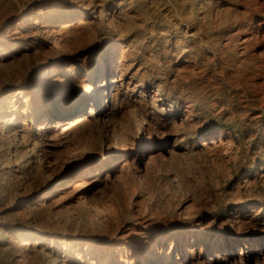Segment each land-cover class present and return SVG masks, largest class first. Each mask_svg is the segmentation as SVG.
<instances>
[{
  "label": "rangeland",
  "instance_id": "obj_1",
  "mask_svg": "<svg viewBox=\"0 0 264 264\" xmlns=\"http://www.w3.org/2000/svg\"><path fill=\"white\" fill-rule=\"evenodd\" d=\"M71 11L84 15L69 25L56 18L58 44L43 38L41 25ZM11 37L19 46L8 45ZM245 37L259 39L249 44ZM113 41L125 44L121 50L132 64L126 80L133 84L123 85L124 102L106 125L97 117L93 144L109 155L112 139L128 152L115 168L108 159L90 200L72 198L71 208L63 202L24 213V194L59 180L47 177L44 167L8 170L16 164L14 150L22 148L18 140L0 149V264H59L64 250L58 255L52 245L60 242L72 258L88 245L87 251L100 247V258L106 254L113 262L121 247L129 262L149 264L148 251L166 249L176 230L183 242L193 233L203 236L191 264H241L234 258L242 246L245 264H256L246 214L264 218V0H0V101L18 66L32 65L33 79L55 61L83 73ZM188 44L200 46L203 59L186 62L193 53L181 48ZM134 84L143 89L140 97L133 95ZM221 130L230 141L225 152L202 145ZM140 134L155 143V159L147 165L136 155ZM15 230L45 239L21 249L11 240ZM75 232L79 241L68 243ZM219 234L234 238V253L231 240L229 250H215ZM173 262H179L176 252Z\"/></svg>",
  "mask_w": 264,
  "mask_h": 264
},
{
  "label": "bare ground",
  "instance_id": "obj_2",
  "mask_svg": "<svg viewBox=\"0 0 264 264\" xmlns=\"http://www.w3.org/2000/svg\"><path fill=\"white\" fill-rule=\"evenodd\" d=\"M81 15L84 14L79 11H71L58 17L49 18L40 27L43 38L54 45L58 44V33L61 31L54 28L56 18L67 23L68 20L79 19L78 17ZM29 17L31 18V16ZM35 23V27L38 28L36 26L38 22L36 21ZM257 39L259 38L245 37L244 41L250 44L252 40L257 41ZM16 40V37H11L8 40V45L12 47L19 46L15 42ZM124 45L120 41L107 43L108 51L103 52L102 59L94 61L91 65H84L83 73H78L76 66L55 61L48 66L41 67L37 78L33 79L29 73L33 66L28 64L22 67L20 65L17 68L15 78L4 88L5 92L0 101V149L8 148L9 144L11 145L17 140L22 144L20 151L14 150L16 164L9 165L8 170L35 173L39 172L41 169L39 167H44L46 168V174H48L47 177L52 175L55 180H59L54 181L52 184L43 182L24 194L25 201L22 202V212L26 213L38 206L47 207L63 202H66V206L70 207L71 203L68 201L72 198H75V200L83 199V201L88 199L91 192L97 189L101 176L105 173L104 165L108 159H111L110 161L115 168L117 163L113 162L128 152L119 145L120 143L112 141V139L107 144L109 155L107 152L102 153L93 144V137L99 126L97 117L101 116L104 123L105 121L108 122L116 114L118 107L123 104L125 99L122 97V89L127 82V72L132 64L128 62L129 54L126 49L123 48L121 50ZM181 50H191L193 53L186 56V59H188L185 60L186 62H190L193 59L194 62H197L199 59H203L204 55L200 53V46L188 44L183 46ZM119 54L120 56H118ZM137 70L139 72V68ZM85 71L89 73L88 76ZM97 77L98 81L93 83V88H91L89 82ZM131 81L132 78L128 80V85L129 83L130 85L133 84ZM131 90L133 95L137 97H140L143 92L140 84H134ZM159 98L152 95V102L159 101ZM161 109L166 110L165 108ZM163 113L165 112L163 111ZM143 116L140 115L141 120H143ZM139 137L138 145L135 148L137 151L136 155L138 159H145V164L147 165L148 162L155 159V153L151 152L155 147V143L150 135L140 134ZM202 145L211 149L218 148L219 150L217 149V151L225 152L229 148L230 141L226 138L225 132L221 130L218 133L206 136L202 141ZM59 185H61V189L55 196L54 190ZM246 220L251 227L247 230V239L250 243V248L254 250L255 263L264 264V218L255 211L248 215L246 214ZM150 221L146 225L150 224ZM132 227L133 225H129L126 228L128 233L134 231ZM76 234V232L70 234L72 238H70L68 243L79 241L76 238ZM224 236H219L218 242L214 244L215 250L221 249L222 246L226 247V251L229 250L228 242L231 240L232 253H234V238L231 237L229 239ZM25 237L28 239L24 241ZM36 237H38L37 233L33 230H25L22 233L15 230L12 233L11 240L17 241L18 246L24 249L29 248L31 245L39 244V240L45 239V237L41 236L35 242L33 240ZM165 238L167 239L168 236ZM202 238V235L193 233L190 241L183 242L179 232L176 230L166 249H163L164 245H162L159 251L154 248L148 251L149 264H175L173 262L175 252L178 255V264H181L182 257H185V264H191V258L193 259L196 256L194 245ZM44 246L46 245L44 244ZM88 249L89 247L86 245L84 250L78 252L81 255L79 256L80 258H72L71 255L73 256V254H70V250H66L62 242L58 245L57 243L52 245V251L58 255L64 250V253L58 257L59 264H123V261H125V264H136V261L129 262L127 254L122 253L121 247L118 248V252L116 250L118 255L115 256L113 262L106 257V254L103 258H100V247L97 250L87 251ZM85 253H87L86 259L84 258ZM246 253L247 250L242 246L240 253L238 256L236 254L234 260L245 264ZM226 255L228 256V253ZM227 256L223 259H226ZM75 261L77 262L75 263ZM210 264H214V262L211 261Z\"/></svg>",
  "mask_w": 264,
  "mask_h": 264
}]
</instances>
